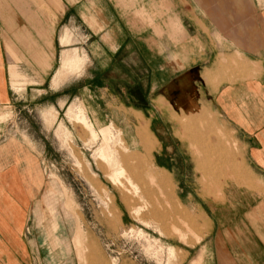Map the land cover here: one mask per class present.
<instances>
[{
	"label": "rangeland",
	"instance_id": "obj_1",
	"mask_svg": "<svg viewBox=\"0 0 264 264\" xmlns=\"http://www.w3.org/2000/svg\"><path fill=\"white\" fill-rule=\"evenodd\" d=\"M64 35L87 44L82 28ZM64 57L63 87L20 89L0 118V178L14 180L0 192L31 196L35 264H264V171L243 167L215 114L152 121L148 105H105L82 88L87 58ZM83 105L115 120L95 128Z\"/></svg>",
	"mask_w": 264,
	"mask_h": 264
},
{
	"label": "crops",
	"instance_id": "obj_2",
	"mask_svg": "<svg viewBox=\"0 0 264 264\" xmlns=\"http://www.w3.org/2000/svg\"><path fill=\"white\" fill-rule=\"evenodd\" d=\"M69 28L87 44L69 48ZM67 53L87 58L82 88L103 90V104L148 105L152 121L215 114L243 167L264 171V0H0V118L20 89L63 87L53 76ZM83 106L95 128L115 120ZM30 198L0 192V264H35L22 238Z\"/></svg>",
	"mask_w": 264,
	"mask_h": 264
},
{
	"label": "bare ground",
	"instance_id": "obj_3",
	"mask_svg": "<svg viewBox=\"0 0 264 264\" xmlns=\"http://www.w3.org/2000/svg\"><path fill=\"white\" fill-rule=\"evenodd\" d=\"M56 227V224L55 223H53V225H52V228H55Z\"/></svg>",
	"mask_w": 264,
	"mask_h": 264
}]
</instances>
